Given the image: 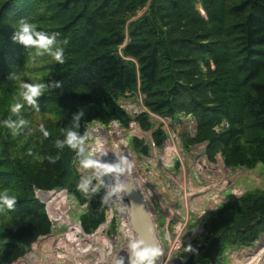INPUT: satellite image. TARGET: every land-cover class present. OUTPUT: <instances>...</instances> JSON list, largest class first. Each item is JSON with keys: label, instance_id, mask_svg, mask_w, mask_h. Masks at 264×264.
<instances>
[{"label": "trees", "instance_id": "obj_1", "mask_svg": "<svg viewBox=\"0 0 264 264\" xmlns=\"http://www.w3.org/2000/svg\"><path fill=\"white\" fill-rule=\"evenodd\" d=\"M147 1L0 0V191L16 197L13 209L0 205V264L17 261L52 230L46 195L66 194L62 188L86 203L79 223L84 234L106 220L105 198L99 189L92 191L95 180L87 195L78 190V149L63 142L69 131L83 135L95 119L128 125L130 115L118 101L127 90L139 86L152 111L193 113V141L207 140L209 157L221 148L228 165L264 163V0H151L150 13L129 20ZM21 19L57 34L53 51L64 49L63 64L13 39ZM30 73L32 84L44 85L36 106L27 104L18 84ZM16 104L22 106L14 112ZM138 119L150 127L147 113ZM223 120L228 125L217 130ZM110 129L113 136L122 133L117 123ZM154 136L162 144L164 132L157 129ZM37 187L46 204L36 196ZM101 228L85 235L100 238ZM261 231L264 193H245L210 221L208 237L185 264H215L218 251L251 243ZM56 239L53 248L62 243L60 252L71 257L72 246L63 236Z\"/></svg>", "mask_w": 264, "mask_h": 264}, {"label": "rangeland", "instance_id": "obj_2", "mask_svg": "<svg viewBox=\"0 0 264 264\" xmlns=\"http://www.w3.org/2000/svg\"><path fill=\"white\" fill-rule=\"evenodd\" d=\"M150 2L151 0H148L145 5H140L129 17V20L132 21L145 13H150ZM197 5L202 13H205L200 3ZM126 27L127 40H129L128 26L126 25ZM212 66L214 65L212 64ZM203 67L205 68V66ZM34 78L35 73H30L28 76L18 79L20 88L22 83H32ZM3 92V89H0V95ZM145 96L138 86L135 89L127 90L119 97V103L130 115L128 125H124L118 120L104 123L95 119L90 122L87 130H91L92 135L84 144V154H76L75 166L81 174V178L87 179L93 176L94 170L84 169L81 166V160L89 153L93 154L94 159L103 163L115 162L116 153L126 156L133 163L132 171L136 174L138 183L156 220V233L162 249V255L157 258L156 264H185L192 253L186 250L187 246L191 244L194 248L203 243L210 233V221L218 215L223 207L233 205L245 193L254 191L264 193V163L259 161L253 166L228 165L225 161V152L221 148L215 152L213 158L209 157L208 141H193L198 129L197 119L193 113H179L172 116L152 111L145 103ZM143 112L148 114L150 121L148 128L144 127L138 119L139 114ZM227 122V120H223L216 126V129H221L222 125L227 126ZM113 123L119 125V130L122 133H116V136L111 134L110 127ZM157 129L164 132L162 144L156 142L154 131ZM121 142H125L122 148ZM144 143L148 144V153L142 152L141 148ZM126 176L127 174L121 176L119 180L116 178L113 181H111V177L113 179L115 177L113 174H105L101 178L103 183L100 185L99 191L107 199L106 220L102 222L103 224L100 223L99 228L88 232L94 234L98 229H102L103 225L104 231L100 238H91L85 235L88 233L84 234L82 231V234L90 240L104 241L103 247L99 249L98 253L99 256L104 255L103 261L100 262L99 258L98 264H130L128 244L130 239L137 238L129 223L124 188L118 191L119 194L114 190L117 184L124 185ZM92 180H95L96 185L100 183L94 177ZM38 189L43 188L37 187L35 190L38 198L45 202L39 196ZM62 189H66L67 193L56 192L63 199V204L60 207L62 217H68L70 222L75 221L74 224H81L80 214L85 210L86 203H79L67 188ZM48 201L52 215L46 202L45 204L52 221V230L39 236L38 240L36 239L37 241L32 243L28 252L9 264L20 261L24 264H35L34 261L48 259L61 260L60 264H73L74 262L90 264L84 259V253L63 235L69 231V227L57 221L53 204L49 198ZM124 229H130V233L126 234ZM61 236L69 243V246L71 244L75 246V248L70 247L71 257L65 258L60 252L63 251L62 243L61 247L55 244L53 248V243L57 241L56 238L59 239ZM50 240L51 243H48ZM39 242L41 244L38 248ZM263 252L264 231H261L251 243L233 244L218 251L214 263L243 264V261H248L251 258H257L258 262ZM1 254L2 247L0 246V257ZM33 254L35 255L34 259L27 257ZM76 254L82 257L77 255L78 258L75 260ZM106 255L107 257H105ZM97 257L95 256L93 260ZM85 258L88 259L89 255ZM257 262L251 261L245 264H257ZM263 262L261 264H264Z\"/></svg>", "mask_w": 264, "mask_h": 264}, {"label": "clouds", "instance_id": "obj_3", "mask_svg": "<svg viewBox=\"0 0 264 264\" xmlns=\"http://www.w3.org/2000/svg\"><path fill=\"white\" fill-rule=\"evenodd\" d=\"M56 35L57 34L49 36L43 31H38L36 24L29 22L26 19H21L19 21L18 30L14 34L13 39L24 44L26 47L32 46L38 50H42L41 52H38L40 55L49 53L56 61H59L61 64H63L65 62L64 49L58 48L53 51V46L56 44ZM64 43H67V40H65ZM21 88L24 89L22 95L27 104L36 106L37 98L41 96L44 85L22 83ZM21 106L22 105L20 104H16L12 110L14 112L19 111ZM37 110L39 109L37 108ZM83 114V111H81L79 115L75 117V120L78 122ZM5 123H7L9 127H16V125L10 122ZM20 124H24V121H20ZM41 128H43V125H41ZM44 135L48 136L49 133L45 131ZM90 135H92L91 130H86L83 135H80L75 131H69L67 138L63 143H66L72 149H78V153L83 155L85 152L84 144L89 139ZM57 144L62 146L60 141H57ZM116 156L117 159L113 163H103L100 160L94 159L92 153H89L88 156L82 159L81 166L84 169H93L94 173L93 176L81 180L77 186L78 190L87 195L93 177L100 182L92 188V191L96 192L103 183L101 178L105 174H113L117 180H119L120 177L124 176L125 174L130 175L133 168V163L126 156L120 155L119 153H116ZM124 187L125 185L123 184H117L115 190L120 191ZM128 187H130V185ZM104 202L107 203V199H105ZM15 203V196H9L7 190L0 191V205H6L8 209H13ZM128 248L130 251V264H156V259L162 255V249L158 245H149L142 239H130ZM186 250L189 252L195 251L191 244L187 246Z\"/></svg>", "mask_w": 264, "mask_h": 264}, {"label": "water", "instance_id": "obj_4", "mask_svg": "<svg viewBox=\"0 0 264 264\" xmlns=\"http://www.w3.org/2000/svg\"><path fill=\"white\" fill-rule=\"evenodd\" d=\"M141 149L142 152L148 153V144L144 143ZM124 185L125 199L129 211L128 219L136 238L146 241L149 245L156 244L161 248V243L156 233L157 224L155 217L134 171H131V174L126 176ZM129 185L130 187H128ZM36 196L38 197L37 194Z\"/></svg>", "mask_w": 264, "mask_h": 264}, {"label": "bare ground", "instance_id": "obj_5", "mask_svg": "<svg viewBox=\"0 0 264 264\" xmlns=\"http://www.w3.org/2000/svg\"><path fill=\"white\" fill-rule=\"evenodd\" d=\"M123 143L125 142H121V148L122 146L124 145ZM115 147V146H114ZM114 149H117V148H114ZM109 150V149H108ZM118 150V149H117ZM112 179V180H111ZM111 181L115 180L116 177H114V179L111 177ZM111 186V185H110ZM113 187V186H112ZM110 188V187H109ZM39 190V189H38ZM43 190V189H42ZM66 190V189H64ZM115 190V189H114ZM45 191H51V190H45ZM116 191V190H115ZM124 192V191H123ZM117 194H119L118 191H116ZM125 195V193H124ZM121 196V195H120ZM50 200V202L53 204V207H54V214L55 216H57V221L60 223V224H65V226L67 225L69 228V231L66 233V234H63L66 236V238L72 242L74 245L77 246V249H79L80 251H82L84 253V259L86 260V262H89L90 264H98L99 261H97L99 258H100V262L103 261V254H101L100 256L98 255L99 253V249H101L103 247V240L101 241H94V240H90L88 239L86 236H84L82 234V230L81 228L79 227V225L76 223L74 224L75 221L73 222H70L68 217H62V214H61V210H60V207L61 205L63 204V199L61 198V195L56 193V194H48L46 195V199ZM120 201V200H119ZM112 202V201H111ZM65 208V207H64ZM63 209V208H62ZM65 210V209H64ZM52 214V212H51ZM65 215V214H64ZM126 216V215H125ZM110 217V216H108ZM126 218V217H125ZM125 220V219H124ZM72 223V224H71ZM126 226V225H125ZM99 228V227H98ZM130 228V227H129ZM131 229V228H130ZM130 229H124L126 234L130 233ZM86 233V232H85ZM130 237V236H128ZM105 240V239H104ZM105 244H107L105 242ZM111 244V243H110ZM109 244V245H110ZM72 245V244H71ZM72 245V248H75V246ZM112 245V244H111ZM112 248V247H111ZM79 255V254H78ZM89 255V258L86 259L85 257ZM92 255V256H91ZM91 256V257H90ZM95 256H98L97 259L93 260L95 258ZM108 256H111L108 254ZM79 257H82L79 255ZM107 257V255L105 256ZM263 259H264V252H263V255H261L260 257V260L257 262V258L253 259L251 258L250 260L248 261H243V264L247 263V262H251V261H254V262H257V264H261L263 262ZM264 263V262H263ZM249 264V263H248Z\"/></svg>", "mask_w": 264, "mask_h": 264}]
</instances>
